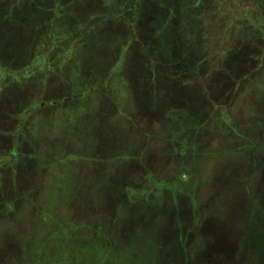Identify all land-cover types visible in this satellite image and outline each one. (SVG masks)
<instances>
[{
  "label": "rangeland",
  "instance_id": "1",
  "mask_svg": "<svg viewBox=\"0 0 264 264\" xmlns=\"http://www.w3.org/2000/svg\"><path fill=\"white\" fill-rule=\"evenodd\" d=\"M0 264H264V0H0Z\"/></svg>",
  "mask_w": 264,
  "mask_h": 264
},
{
  "label": "flooded vegetation",
  "instance_id": "2",
  "mask_svg": "<svg viewBox=\"0 0 264 264\" xmlns=\"http://www.w3.org/2000/svg\"><path fill=\"white\" fill-rule=\"evenodd\" d=\"M56 79H58V78H56ZM56 82H57V86L54 87V85H52L53 87H51L53 92H52V98L50 100V107L47 108L49 113H51V109L55 107V104H54L56 102V101H54L55 99H60L61 101H65V102H67V100L69 99V98L67 99V97H64V96L61 97V98H57V96H56L57 94L55 95V93H59L60 92V94L63 95V91H64V94H65V91L70 89L71 86H67V87H65L66 88L65 89L64 86L61 87V85H60L61 82L60 81L56 80ZM62 88H64V90ZM184 102H185V100H180L179 97L171 96L169 98V102L163 104L160 109H162V110H170V111H172V110L173 111H177L179 109H184V108L187 109L186 102L185 103ZM51 104H53L54 106H51ZM58 108H59V106H58ZM53 113L54 112H52V114ZM48 120H50V119H48ZM4 122H6V119H4ZM64 122L66 123L67 121L64 120ZM24 131H26L27 133H25L23 135H16L15 137L12 136L13 139L11 140L10 144L12 145L11 148L14 147V154H10V156L13 155L15 158H17L20 161V163H16V166H21V167H17V169H16L17 173L15 175L16 176H21V173H22V171L25 168V174L23 173L22 177H23L24 181H27V180H29V177L33 178V175L34 174L36 175V171L33 168L32 169L30 168V167H33V164L31 163V158H33L32 156H41L42 154L39 152L38 146H37L38 143H36V141L33 140L34 138H33L32 134H31V136H32V140H31L32 142L31 143L32 144L30 143L29 134H28L29 133V129L24 128ZM176 131H178V128H176ZM19 145H21L22 147H26V148H24V149L22 148L23 150H20V146ZM179 146H181V145H179ZM23 152H24V154H23ZM29 154H33V155H29ZM26 155H28V156H26ZM26 159H28L27 160L28 162L24 163V161H26ZM29 161H30V163H29ZM28 167L30 168L29 171L27 170ZM33 183H34V181H33ZM35 184H37V182H35Z\"/></svg>",
  "mask_w": 264,
  "mask_h": 264
}]
</instances>
